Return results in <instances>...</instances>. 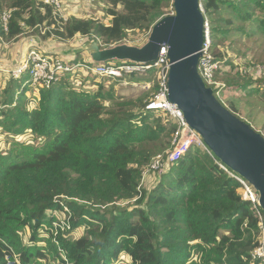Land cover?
Segmentation results:
<instances>
[{
  "label": "trees",
  "instance_id": "1",
  "mask_svg": "<svg viewBox=\"0 0 264 264\" xmlns=\"http://www.w3.org/2000/svg\"><path fill=\"white\" fill-rule=\"evenodd\" d=\"M109 1L105 22L76 15L65 20L43 0H0V13L12 10L4 36L10 42L24 34L97 36L105 48L122 44L130 32H150L173 5L172 0ZM201 3L213 53L221 60L216 78L227 79L232 62L221 44L236 32L264 38V0ZM37 24L51 29L42 34L34 29ZM80 72L65 73L37 96L27 95L30 87H20L21 79L8 77L9 84L0 87L5 96L0 98V264L58 259L67 264L62 251L70 264L259 263L251 257L259 218L239 194L240 183L193 146L143 185V168L172 149L176 124L146 108L152 94L126 98L114 85L107 88L103 78ZM133 76L138 74L128 77ZM259 82L264 86V78ZM234 84L248 88L250 83L232 82L233 90ZM62 214L70 216L72 228L55 234L53 223ZM80 227L84 233L74 235Z\"/></svg>",
  "mask_w": 264,
  "mask_h": 264
},
{
  "label": "water",
  "instance_id": "2",
  "mask_svg": "<svg viewBox=\"0 0 264 264\" xmlns=\"http://www.w3.org/2000/svg\"><path fill=\"white\" fill-rule=\"evenodd\" d=\"M174 14L159 18L143 45L122 43L85 47L95 62L109 60L153 62L161 45H168L169 99L185 114L189 125L226 166L248 180L259 194L264 213V135L255 130L214 95L198 72L204 41L200 0H172Z\"/></svg>",
  "mask_w": 264,
  "mask_h": 264
},
{
  "label": "built area",
  "instance_id": "3",
  "mask_svg": "<svg viewBox=\"0 0 264 264\" xmlns=\"http://www.w3.org/2000/svg\"><path fill=\"white\" fill-rule=\"evenodd\" d=\"M45 4L52 5L55 10L59 11L62 18L67 19L64 10H67L69 6L76 5L84 1L85 3H92L97 0H43ZM200 10L204 15V41L201 49V56L198 61V72L205 82L206 86L211 87L214 95L223 104L221 99V92L227 88V84L216 78L217 72L220 70L221 60H219L212 50V32L211 25L206 14L205 8L200 0ZM175 10L172 5V12ZM12 15V10H4L0 13V51L7 48L10 44L4 34L9 30V21ZM36 28H39L42 34L46 31H50L51 27L45 24H37ZM37 36V35H36ZM39 37V36H38ZM90 38V37H87ZM100 46L103 42L100 37L93 36ZM34 38H31V42ZM128 38L124 39L122 43H127ZM170 60L168 57V45L166 43L161 45L158 57L153 62L138 63L133 61H122L120 64H108L103 62H95L91 58L88 61H82L78 63H69L57 56L46 55L41 52L39 48L34 45L22 56L17 63L12 65L0 62V72L5 73L8 77L14 79H21L24 75H29L26 80V85L34 90H40L46 88L52 83H55L61 79L65 73H73L76 70L85 72L86 74H95L99 77L123 79L131 74L145 75L149 74L151 70L157 71V88L152 94V98L147 104L146 108L149 110H160L167 115L177 126L173 135L172 144L173 147L165 156L164 153L157 154L152 161L143 168L142 184L153 172H163L167 170L173 162L180 160L193 146H198L207 151L219 164V166L225 170L231 177L235 178L240 186L238 192L243 200L249 201L253 204L257 211L259 218L258 227L259 232L256 238V246L251 253L252 260L255 262L259 260L257 264H263L264 262V214L261 211L259 203V194L253 185L242 177L237 172L230 169L223 162L216 158L213 152L205 145L201 136L195 131L187 122L185 114L179 106L169 99V76ZM25 86V85H24ZM225 105V104H224ZM260 207V208H259ZM67 210V208H66ZM70 216L58 218L54 221V232L58 234L59 230L65 231L72 228L70 223ZM62 256L67 260L64 255V251L61 252ZM59 262V260H57ZM55 261L53 264H58ZM254 264V263H253ZM256 264V263H255Z\"/></svg>",
  "mask_w": 264,
  "mask_h": 264
},
{
  "label": "rangeland",
  "instance_id": "4",
  "mask_svg": "<svg viewBox=\"0 0 264 264\" xmlns=\"http://www.w3.org/2000/svg\"><path fill=\"white\" fill-rule=\"evenodd\" d=\"M78 4L80 5L79 8L63 11V14H65L66 18H69L70 15H76L80 18H95L105 22L110 20V18L106 14L107 8L111 6L109 0H97L92 3H85L84 1H82ZM171 8L169 7V9L166 10V13L163 16L170 14L172 12ZM118 9L122 11L123 7L118 6ZM149 33L150 32L145 33L143 31L130 32L127 43L139 46L143 45L147 41ZM28 36L30 35L24 34L22 37L25 38ZM38 39L44 45H56L61 46L64 49H73L76 47L78 49L80 48V51L82 50V48L83 50H85V47L89 46V44L97 42L95 38H87L85 36L80 35L76 36L73 39H61L53 34L46 39L41 38L40 36ZM220 48H223V50L226 51L228 60H231L232 62L227 64L226 67L227 72H231L227 78L228 80L223 78L221 79V81H224L229 85L228 88L224 89L221 92V99L224 101V104L225 106H227V108H229L232 112H234L242 119L246 120L255 130L264 135V86L263 82H259L263 81L264 78V67L262 65L264 64L263 36L259 34L253 37H249L246 34H241L237 32L232 33L230 39L226 40L224 44H221ZM40 51L44 52L42 49H40ZM1 53L2 51L0 52V61L2 60ZM16 53V49L11 46V49L8 51V53H5V59L8 62L7 64L12 65L15 63V57L17 55ZM70 53H72L71 50ZM45 54L54 56L49 53ZM103 63L117 64L115 60H109ZM238 70L242 71L244 75H238L236 73ZM79 74H82V72H80ZM157 75L158 74L156 70H151L149 74H138V77H124L120 81L116 82L112 81V79L109 80V78L106 77L104 79L103 77H99L98 75L92 73H90L88 76H98L100 79L103 78L102 81L104 80L106 82V86H108L107 88L114 85L116 88V93L118 95H123L126 98L136 100L142 97L144 94L154 93V83L156 82ZM28 78L29 75H24L21 80L18 81L20 87L26 85V80ZM9 82L10 79L8 78V76L5 73L0 72V87L2 90L9 84ZM232 82H235L236 84L239 82H249L250 84L248 85V88H241L238 85L234 84L235 88L233 90L230 87V84H232ZM76 83L79 84V81H77ZM257 83H261L259 87V84ZM92 87L93 86H91L90 84H87L85 86V88L87 89H90ZM37 92L38 90L30 88V90L27 92V95H36ZM4 97L5 96L3 93L0 94V98ZM0 141H2L1 144L4 142L1 136ZM35 143L36 145L39 144L38 142ZM11 144L12 139L8 140V143H4V147L10 148ZM157 174H160V172H155L153 175H150L145 180V183L143 185H150ZM55 214L58 215L60 213L55 212ZM82 233H84V230L83 227H80L74 233V235L78 236ZM64 255L66 256V254ZM115 264L124 263L117 262Z\"/></svg>",
  "mask_w": 264,
  "mask_h": 264
},
{
  "label": "crops",
  "instance_id": "5",
  "mask_svg": "<svg viewBox=\"0 0 264 264\" xmlns=\"http://www.w3.org/2000/svg\"><path fill=\"white\" fill-rule=\"evenodd\" d=\"M74 8H79L77 7L76 5H72V6H69L67 8V10H70V9H74ZM31 38H34V40H32L31 42L29 41ZM39 37L36 36V35H30L28 37H25V38H21L19 39L18 41H11L10 42V46L8 45L7 48L5 49H1L2 53H1V63H8L7 60L5 59V53H8V51L11 49V46L13 48L16 49L17 51V55L15 57V63L18 62V60L24 56L27 51L31 48V46H35L39 49H42L45 53H49L51 55H54V56H57L61 59H63L64 61L66 62H69V63H78V62H82V61H88L90 60V55L87 51L82 50L80 51V48H73V49H64L63 47L61 46H56V45H44L42 44L41 41H39L38 39ZM9 47V48H8ZM29 48V49H28ZM28 49V50H27ZM70 50L72 53H70ZM0 51V52H1ZM7 58V57H6ZM80 71V70H79ZM82 74H80V76H88L89 74H86L85 72L81 71ZM95 88L92 87V90H94ZM39 93L37 92L36 95H32V96H37Z\"/></svg>",
  "mask_w": 264,
  "mask_h": 264
}]
</instances>
